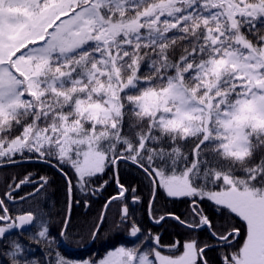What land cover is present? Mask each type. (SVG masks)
<instances>
[{
	"label": "snow or ice",
	"instance_id": "obj_1",
	"mask_svg": "<svg viewBox=\"0 0 264 264\" xmlns=\"http://www.w3.org/2000/svg\"><path fill=\"white\" fill-rule=\"evenodd\" d=\"M122 165L143 175L149 219L170 217L183 238L145 233ZM9 168L24 171L3 177L0 264H264V0H0V171ZM109 170L118 191L87 239L100 238L114 202L111 231L131 239L100 259H67L59 245L85 239L69 227L75 195L87 207ZM54 177L68 209L58 234ZM161 194L186 215H157Z\"/></svg>",
	"mask_w": 264,
	"mask_h": 264
},
{
	"label": "trees",
	"instance_id": "obj_2",
	"mask_svg": "<svg viewBox=\"0 0 264 264\" xmlns=\"http://www.w3.org/2000/svg\"><path fill=\"white\" fill-rule=\"evenodd\" d=\"M25 168L34 171L47 172L52 175L51 171L43 165H25ZM24 168H9L4 171H0V193L4 191L3 177H12L17 172H23ZM112 172L109 170L103 175V178L98 180V184H102L104 180H108L109 183L98 192L96 195L89 194L86 199L89 201L88 206L84 204L85 197H82L79 192L76 193L75 199L79 200L80 203H73L70 216L71 223L69 225L73 233H79L77 239L80 236H84L85 239L80 244L72 242L70 244L59 245V251L61 254L71 260L79 261L81 259L94 258L99 259L107 251L112 250L116 246H120L122 243H126L129 237L121 232L111 231L112 222L118 218L120 205L118 202H114L107 211V220L104 222L103 228L101 229L100 238L94 242L88 241L87 233L96 222L100 213L103 211V206L111 195H114L118 189L115 183L110 179ZM120 179L127 187H135L137 194L141 197V202L138 204H132L131 197H129L128 204L130 206V212L134 215L136 221L139 222L140 226L145 230V233L151 231L153 234H159L161 241L164 244H168L176 239H181L185 235V230L170 217L161 222L160 225L154 224L148 217L147 214V201L149 199V189L145 182L143 175L134 167L121 166ZM29 190L25 187L19 194L24 195ZM49 199V208L51 209V220L49 227L52 233L58 234L60 230V220L65 214H67V197L63 182L58 178H53V186L48 190L47 193ZM55 203L53 207L52 204ZM22 203V202H21ZM36 202L34 201L33 204ZM28 208V204L23 205ZM188 205L179 199H172L164 197L162 194L156 200L155 210L157 215L162 214L165 210L168 212L175 213L176 215L185 216ZM201 238L204 237V233L200 234ZM131 246V245H128ZM33 258H39L41 253L36 251V246H33ZM209 259H215L216 253L209 251Z\"/></svg>",
	"mask_w": 264,
	"mask_h": 264
},
{
	"label": "rangeland",
	"instance_id": "obj_3",
	"mask_svg": "<svg viewBox=\"0 0 264 264\" xmlns=\"http://www.w3.org/2000/svg\"><path fill=\"white\" fill-rule=\"evenodd\" d=\"M102 258V257H101Z\"/></svg>",
	"mask_w": 264,
	"mask_h": 264
}]
</instances>
